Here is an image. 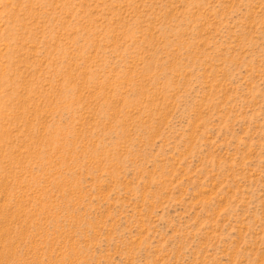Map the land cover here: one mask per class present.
Masks as SVG:
<instances>
[{"label":"rangeland","instance_id":"374dc122","mask_svg":"<svg viewBox=\"0 0 264 264\" xmlns=\"http://www.w3.org/2000/svg\"><path fill=\"white\" fill-rule=\"evenodd\" d=\"M0 264H264V0H0Z\"/></svg>","mask_w":264,"mask_h":264}]
</instances>
